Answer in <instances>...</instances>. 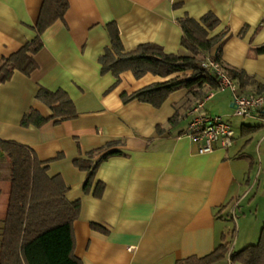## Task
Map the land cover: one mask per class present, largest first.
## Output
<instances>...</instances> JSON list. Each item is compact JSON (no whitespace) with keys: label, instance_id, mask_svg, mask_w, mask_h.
<instances>
[{"label":"crops","instance_id":"crops-1","mask_svg":"<svg viewBox=\"0 0 264 264\" xmlns=\"http://www.w3.org/2000/svg\"><path fill=\"white\" fill-rule=\"evenodd\" d=\"M43 2L0 0V62L36 38ZM69 4L65 19L43 35L44 48L36 55L38 70L31 77L15 72L0 85V140L31 148L43 162L63 155L49 165L48 175L62 176L69 186L67 199L82 203L74 223L76 257L83 264H177L205 257L223 243L235 252L230 223L242 203L254 199L251 194L261 187L264 123L258 117L247 118L239 134L232 125L236 139L230 149L201 155L199 146L182 135L189 122L187 90L171 94L160 109L138 100L125 104L122 99L124 94L190 73L136 79L125 72L112 89L117 80L111 73L102 74L99 58L111 46L107 31L111 22L117 23L127 52L157 44L168 54L190 56L182 46L178 21L186 16L200 20L212 12L221 24L210 36L227 33L229 37L223 46V64L264 84V54L253 53L264 45V0H69ZM217 51L218 47L207 57ZM41 87L67 92L79 116L23 128L21 121L32 109L45 118L52 116L51 109L36 98ZM226 92L218 90L216 95ZM207 105L205 113L210 112ZM177 109L183 119L170 127ZM157 126L165 128L163 135L157 134ZM244 127L256 129L244 131ZM113 141L124 143L119 149L123 155L99 167L91 193L85 195L87 173L77 169L74 160ZM99 182L106 187L100 199L93 194ZM0 191L1 248L10 180H0ZM93 225L106 232L94 230ZM259 225L258 240L264 220ZM218 264L241 263L227 257Z\"/></svg>","mask_w":264,"mask_h":264},{"label":"trees","instance_id":"trees-1","mask_svg":"<svg viewBox=\"0 0 264 264\" xmlns=\"http://www.w3.org/2000/svg\"><path fill=\"white\" fill-rule=\"evenodd\" d=\"M179 6L181 5L175 7ZM69 7V0H44L35 27L36 38L0 62V85L9 82L15 72L31 77L38 70L36 55L44 48L43 35L56 22L65 19ZM178 22L183 31L182 46L191 53L190 56L168 54L157 44H143L134 51L127 52L117 23L107 25L111 46L99 58V63L103 75L111 73L116 78L117 82L112 89L120 83L125 72H132L136 79L148 74L169 78L175 74L190 73L149 86L132 95L124 94L122 99L125 104L138 100L160 109L171 94L180 90H187L189 93L190 99L186 102L188 110L204 101L210 92L220 89L218 78L205 67L208 54L216 47L218 51L212 57L213 60L220 63L225 72L237 82L242 93L253 96L264 94L263 83L244 70L223 64V46L229 37L227 33L210 36L221 24L214 13L210 12L200 20L186 16ZM245 29L246 27L240 35L244 34ZM253 53L255 56L263 55L264 45L256 48ZM250 88L254 93H247ZM36 98L51 109L52 116L45 118L32 109L21 121L23 128H41L50 121L60 124L79 116L75 103L64 90L52 92L41 87ZM182 119L180 110L177 109L169 120V126L176 127ZM246 129L256 128H243L244 131ZM164 133L165 128L157 126V134ZM123 145L122 141L109 142L104 147L87 153L85 157L74 160V166L87 173L83 189L85 195L91 193L99 167L109 158L123 155L119 150ZM0 151L10 160L11 182L0 264H83L75 255L74 236V223L79 219L82 203L80 200L71 202L67 199L69 186L62 176L48 175L49 165L61 160L63 155L43 162L31 148L2 140ZM105 188L99 182L93 193L94 197L102 198ZM92 228L106 232L98 225H93ZM227 257L241 264H264V225L257 244L234 252L229 244L223 243L205 257H190L177 264H218Z\"/></svg>","mask_w":264,"mask_h":264},{"label":"built area","instance_id":"built-area-1","mask_svg":"<svg viewBox=\"0 0 264 264\" xmlns=\"http://www.w3.org/2000/svg\"><path fill=\"white\" fill-rule=\"evenodd\" d=\"M205 67L219 80V90H228L233 96V112L235 116L250 118L258 117L264 123V94L249 95L240 91L234 81L213 58H207ZM216 91L209 93L207 98L197 106H193L186 115L189 120L183 134L199 146V154H210L217 149H230L236 139V132L231 123L222 116H213L204 112L205 104L215 96Z\"/></svg>","mask_w":264,"mask_h":264},{"label":"rangeland","instance_id":"rangeland-1","mask_svg":"<svg viewBox=\"0 0 264 264\" xmlns=\"http://www.w3.org/2000/svg\"><path fill=\"white\" fill-rule=\"evenodd\" d=\"M211 58V57H207ZM221 92V91H220ZM218 92V93H220ZM247 93H254L253 89L250 88ZM217 93H215V96ZM222 94V93H220ZM226 95L215 96L206 102L207 108L209 109L211 115H223L225 116V121L231 123L237 134H239L242 123L247 119L243 117H238L234 115L233 109L231 108V94L230 92L224 93ZM202 102L197 103L200 104ZM195 105V106H197ZM208 111V110H207ZM226 116H229L228 118ZM187 120L183 121L186 123ZM7 156L0 151V180L9 181L10 180V164L7 163ZM261 187H257L253 194L250 197L255 195V198H250L244 201L241 207L238 209V214L235 222H231V236H232V247L235 249V252H239L249 244L258 243L259 238V223L264 220V173L261 176ZM259 189V191H258ZM237 209V208H236ZM258 223V230L256 229ZM5 224V223H4ZM0 226V230H1ZM5 228V227H4ZM257 230V231H256ZM239 231H241V239L238 240ZM251 232L254 233L253 238L250 236L245 237V233ZM4 234V233H3ZM258 235V237H257ZM249 237V238H248ZM1 238V235H0ZM1 240V239H0ZM3 241V236H2ZM253 244V245H254ZM230 247V246H229Z\"/></svg>","mask_w":264,"mask_h":264},{"label":"water","instance_id":"water-1","mask_svg":"<svg viewBox=\"0 0 264 264\" xmlns=\"http://www.w3.org/2000/svg\"><path fill=\"white\" fill-rule=\"evenodd\" d=\"M231 107H233V104H232V106Z\"/></svg>","mask_w":264,"mask_h":264}]
</instances>
